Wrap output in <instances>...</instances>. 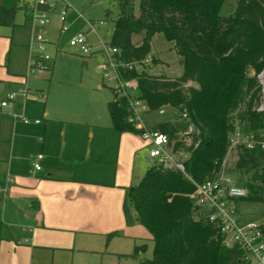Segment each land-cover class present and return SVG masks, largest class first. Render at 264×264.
<instances>
[{
    "label": "trees",
    "instance_id": "1",
    "mask_svg": "<svg viewBox=\"0 0 264 264\" xmlns=\"http://www.w3.org/2000/svg\"><path fill=\"white\" fill-rule=\"evenodd\" d=\"M111 1L117 16L110 44L120 50L124 62L150 55L157 35L172 45L180 60V77L155 75L146 69L124 76L138 80L137 98L149 112L166 107L177 111L175 121L159 123L153 130L168 135L174 150L189 155L185 173L153 165L126 189L127 225H143L154 243L151 259H142L145 245L136 246L127 257L137 264H248L244 250L224 244L220 227L210 222L207 210L195 206L191 195L195 184L222 172L237 125L257 138L264 130V114L257 111L256 79L264 68V0H239L229 17L220 15L226 0H140L138 11L136 0ZM20 11H32L27 0H0V27L15 29ZM111 15L108 10L107 16ZM112 92L114 98L108 103L111 128L140 135L128 123L127 101ZM183 110L187 121L182 119ZM182 134L191 139L190 147ZM233 151L237 161L225 171L247 192L237 202L264 204V149L240 146ZM7 185L0 175V189ZM35 204L32 207L38 208ZM2 228L0 220V249Z\"/></svg>",
    "mask_w": 264,
    "mask_h": 264
},
{
    "label": "crops",
    "instance_id": "2",
    "mask_svg": "<svg viewBox=\"0 0 264 264\" xmlns=\"http://www.w3.org/2000/svg\"><path fill=\"white\" fill-rule=\"evenodd\" d=\"M13 65L0 72L1 95L19 80ZM44 102L38 110L25 106L28 124L14 106L0 114V143L9 149H0V175L10 179L0 220L13 229L1 243L0 264H74L80 254L91 264H137L127 256L140 245L146 255L152 236L141 224L127 225L124 201L149 168L143 172L140 161L144 149L149 158V143L72 104L52 110L50 93ZM38 155L40 170L32 159Z\"/></svg>",
    "mask_w": 264,
    "mask_h": 264
},
{
    "label": "rangeland",
    "instance_id": "3",
    "mask_svg": "<svg viewBox=\"0 0 264 264\" xmlns=\"http://www.w3.org/2000/svg\"><path fill=\"white\" fill-rule=\"evenodd\" d=\"M33 1V0H27ZM71 9L68 11L67 25L70 31L61 32L59 21V10L50 14L51 24L45 29V39L51 44L47 46V52L51 57L50 61L44 63V68L30 73V66L33 64L34 51L30 48L33 41L35 28L34 15L31 12L20 11L16 18L18 26L15 29L0 27V72L7 71L12 63L14 73L19 80L15 81L14 87L8 93H17L20 89L29 91L28 97L22 96L14 102L16 111L14 114L23 115L25 106L32 110H38L42 106L44 99L42 96L51 95V109L57 105H73L80 110L82 114L90 113L92 117L98 116L102 122L111 121L108 112V102L112 101L114 96L111 86L103 80L102 73L98 70L99 58L96 56H86L80 54L77 47L71 45V40L78 32H85L89 29L86 21L95 23L98 35L107 43H110L113 36V20L116 18V6L111 0H66ZM239 0H226L220 15L229 17L234 14ZM140 0H136L138 11ZM108 10L112 11L110 18L107 16ZM80 15L83 18H80ZM102 23V24H101ZM91 41L96 43L97 36L90 35ZM140 38L137 37L135 41ZM28 46V47H26ZM151 54L156 61L146 67L148 73L155 75H165L168 77H180L183 68L180 60L177 58L172 45L168 43L162 35H157L152 43ZM28 57L27 69H25L26 58ZM23 74V75H19ZM102 87V88H101ZM6 92V91H5ZM1 95L0 102L6 100L7 94ZM164 113L149 112L144 116L148 129L163 122H173L176 120L177 111L174 108L166 107ZM4 109L0 114H4ZM39 120H41L39 118ZM187 121V120H186ZM7 124V123H6ZM193 131V128L190 129ZM183 138L186 134L181 135ZM2 153L8 152L6 144L0 143ZM237 153L230 152L225 163V168L229 171L233 169L237 161ZM144 158V159H143ZM5 160V159H4ZM144 161L143 172L152 164V160L147 157V150L140 161ZM4 168L7 166L4 165ZM141 168V166H140ZM3 195L0 198V209L3 211L5 200ZM239 218L241 222L264 223V204L239 202L237 205ZM12 228L3 225L2 237L7 239L11 237ZM150 233V232H149ZM152 236V234L150 233ZM18 242H20L18 240ZM150 249L142 259H151L153 256L154 243L149 245ZM74 264H84L88 259L84 254L77 256ZM69 264V262H68ZM93 264H97L96 262Z\"/></svg>",
    "mask_w": 264,
    "mask_h": 264
},
{
    "label": "built area",
    "instance_id": "4",
    "mask_svg": "<svg viewBox=\"0 0 264 264\" xmlns=\"http://www.w3.org/2000/svg\"><path fill=\"white\" fill-rule=\"evenodd\" d=\"M99 1V0H93ZM32 7L31 13L34 15V34L30 48L34 51L33 64L30 66V73H35L44 68V63L51 60L47 52L49 41L45 39V29L51 24L50 14L59 10V21L61 32L70 31L67 25L68 11L71 6L66 0H33L28 1ZM41 8H46L45 10ZM80 18H83L80 15ZM89 29L85 32H78L71 40V45L79 49L80 54L86 56H97L99 58L98 70L102 73L103 80L107 82L116 96L125 99L128 103V123L135 130L140 131V137L150 145L149 158L155 165L167 170H176L185 173L184 161L188 158L185 151L174 150L168 135L148 129L144 116L149 112L148 106L137 98L139 83L137 79H126V72H141L151 65L154 60L152 54L141 61L124 62L121 52L110 43L105 42L97 33L95 23L86 21ZM102 24V23H101ZM94 34L98 40L93 43L90 35ZM260 90V101L257 111L264 114V68L256 75ZM27 89H20L17 93H11L6 100L0 102V110L11 108L18 97H28ZM43 99L46 96H42ZM25 124L30 123L26 116H16ZM182 119L188 120L186 110H183ZM41 121L36 120L39 124ZM191 131V130H190ZM260 137L254 134H245L241 127L237 125L231 134L230 152L240 146L248 149H264V130L260 132ZM187 147L192 145L189 137H186ZM43 158L42 155L32 157L35 161L34 167L40 170L41 166L37 161ZM226 163V161H225ZM225 163L220 175L202 184H195L196 188L191 197L195 206L200 210L209 212V220L220 227V233L224 238L227 247L239 246L244 250V259L248 264H264V223L241 222L237 209V200L247 195L246 190L229 175L225 170ZM10 183V179L7 180ZM8 186L0 189V193L7 195ZM27 242V241H26Z\"/></svg>",
    "mask_w": 264,
    "mask_h": 264
}]
</instances>
